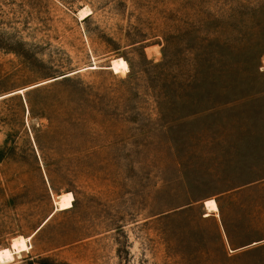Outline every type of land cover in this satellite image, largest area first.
I'll return each mask as SVG.
<instances>
[{
  "label": "rangeland",
  "instance_id": "rangeland-1",
  "mask_svg": "<svg viewBox=\"0 0 264 264\" xmlns=\"http://www.w3.org/2000/svg\"><path fill=\"white\" fill-rule=\"evenodd\" d=\"M0 264H264V0H0Z\"/></svg>",
  "mask_w": 264,
  "mask_h": 264
},
{
  "label": "bare ground",
  "instance_id": "bare-ground-1",
  "mask_svg": "<svg viewBox=\"0 0 264 264\" xmlns=\"http://www.w3.org/2000/svg\"><path fill=\"white\" fill-rule=\"evenodd\" d=\"M59 201L57 202V209L56 210H66L73 207V203L75 201L74 195L71 192L65 193L59 196ZM206 207L209 212H218L219 207L214 200H209L206 202ZM205 216H208L207 214ZM32 237L25 239V238H18L14 241L13 249L14 252L20 254L28 249V241L31 240Z\"/></svg>",
  "mask_w": 264,
  "mask_h": 264
},
{
  "label": "water",
  "instance_id": "water-1",
  "mask_svg": "<svg viewBox=\"0 0 264 264\" xmlns=\"http://www.w3.org/2000/svg\"><path fill=\"white\" fill-rule=\"evenodd\" d=\"M68 77V76H67ZM67 77H64V78H67ZM61 79H63V78H61Z\"/></svg>",
  "mask_w": 264,
  "mask_h": 264
}]
</instances>
